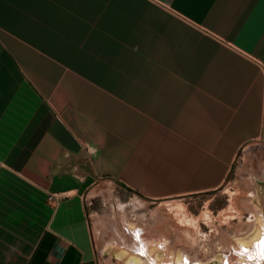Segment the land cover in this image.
Here are the masks:
<instances>
[{
  "label": "crops",
  "instance_id": "crops-1",
  "mask_svg": "<svg viewBox=\"0 0 264 264\" xmlns=\"http://www.w3.org/2000/svg\"><path fill=\"white\" fill-rule=\"evenodd\" d=\"M254 140L264 0H0V264H97L92 185L213 190Z\"/></svg>",
  "mask_w": 264,
  "mask_h": 264
},
{
  "label": "rangeland",
  "instance_id": "rangeland-1",
  "mask_svg": "<svg viewBox=\"0 0 264 264\" xmlns=\"http://www.w3.org/2000/svg\"><path fill=\"white\" fill-rule=\"evenodd\" d=\"M263 184L264 144L258 140L244 144L238 150L225 180L218 188L213 190L149 199L135 194L119 182L102 179L92 185L84 194L87 208V226L94 247L96 262L97 264H117V257L113 256L110 260L109 253L103 252V243L114 238L110 222L112 223L116 206H124L126 216L129 219H135L134 221L145 219L144 221L148 224L147 228L144 229L146 234H151L153 227L157 228L155 234L162 228L164 234L170 236L168 238L171 239L170 242L174 243L180 237V240H184V243L177 242V244L180 246L187 244L188 247L190 246L189 248L198 252L202 249L204 243L202 237L196 232L197 225L203 233L207 234H209L213 224L220 228H226L227 225L223 221L225 211L232 208L233 210L241 208V202L247 195V191L249 189L254 190L256 186H262ZM234 213L235 216L230 220L235 224L239 218L237 210ZM245 213L247 216L248 211L246 210ZM244 230L246 231V229ZM114 242L119 243L120 241L114 238ZM111 246L128 250L120 244L113 243ZM230 247H233V245L230 244ZM221 249L217 255H220L221 259H224L223 261L227 260V264H229V261L235 255L234 250L231 251L233 248L222 247ZM128 251L133 250L130 248ZM182 252L192 255L189 249H185V247ZM192 257L194 256L192 255ZM235 261L232 258V263H235ZM237 261H240V257L237 258Z\"/></svg>",
  "mask_w": 264,
  "mask_h": 264
},
{
  "label": "bare ground",
  "instance_id": "bare-ground-1",
  "mask_svg": "<svg viewBox=\"0 0 264 264\" xmlns=\"http://www.w3.org/2000/svg\"><path fill=\"white\" fill-rule=\"evenodd\" d=\"M247 192V195H245V198L241 202L242 207L238 209L235 208V210H237L239 218L237 223L234 224L230 220V218L235 216V210H233L232 208L225 211V213L223 214V221L227 225L226 228H220L213 224L211 225L212 228L209 234H207L203 233V231L197 225L196 232L202 237L204 243L202 249L198 252L195 249L189 248L190 246L188 247L187 244H185L184 246H180L179 244H177V242L184 241L180 240V237H178V239L174 243L172 241L170 242L171 239H168L170 238V236H168V234L165 235L166 233L164 234V230L162 228H160L161 230H159V232L155 234L157 228L153 227L154 225L152 226L153 230L151 231V234H146L144 232V229L147 228L148 224H146V222L144 221L145 219H142V221L141 219L138 221H134L135 219H129L126 216V208L124 206H116L114 217L112 218V223L110 222V226L114 238H117L120 242H114V238L110 240L108 239V241H105V243H103L104 246L102 245L103 252L109 253L110 260L113 256L117 257V264H143V260L140 257L132 255V251L129 252L128 250L131 248V250L134 251L139 247L140 242H143L146 245L149 242H160L163 246V251L166 255H168L167 259L168 261H170L169 264H179L184 259L188 261V263L192 262L193 264H224L225 261H223L220 255H217V253L222 250V247H225L227 249L233 248L231 251L234 250L233 252H235V255L232 258L234 259V261H236L235 263H232L231 258L229 264H236L237 258L240 257L237 253L241 250L240 244L238 242H243L245 245H249L253 240L258 239L261 236L262 224H264V219L261 217L262 212L264 211V197H262V194H264V184L262 186H256L254 190L249 189V191ZM246 210L248 211L247 216L245 213ZM244 229H246V231ZM189 231L191 230L189 229ZM137 232L140 235L139 242L135 239V233ZM193 234L195 233L193 232ZM113 243H115L116 245L120 244V246L123 245L124 247L128 248V250H123V248L119 249V247L114 248L111 246ZM170 243H172L173 245H171ZM180 244L182 245V243ZM230 244H232L233 247H230ZM184 247L185 249L188 248L194 257H192V255L190 256L187 253L184 254V252H182V250H184ZM212 258L215 259L212 261H208ZM162 259L165 260L166 256H163ZM240 260H242V257H240ZM262 264H264V260H262Z\"/></svg>",
  "mask_w": 264,
  "mask_h": 264
},
{
  "label": "water",
  "instance_id": "water-1",
  "mask_svg": "<svg viewBox=\"0 0 264 264\" xmlns=\"http://www.w3.org/2000/svg\"><path fill=\"white\" fill-rule=\"evenodd\" d=\"M261 217L264 219V211L262 212ZM260 238L261 236L258 239L253 240L249 245H245V246L248 247L250 250H254L255 244L259 242ZM145 250H146V255H140L138 251H132L131 254L140 257L143 260V264H169L170 261H168L167 259L168 255H166L165 252L163 251V246L160 242H149L147 245L145 244ZM163 256H166L165 260L162 259ZM242 260H244L245 264H256L255 261L249 262L246 260V258H242ZM185 261L186 260L184 259L179 264H193L192 262L188 263V261L186 262ZM259 264H262V260L259 262Z\"/></svg>",
  "mask_w": 264,
  "mask_h": 264
},
{
  "label": "snow or ice",
  "instance_id": "snow-or-ice-1",
  "mask_svg": "<svg viewBox=\"0 0 264 264\" xmlns=\"http://www.w3.org/2000/svg\"><path fill=\"white\" fill-rule=\"evenodd\" d=\"M136 241H140L139 233H135ZM240 244V251L237 253L238 256L246 258L247 261H255L256 264H259L261 260H264V224H262V233L261 238L258 243L255 244L254 250H250L245 246L243 242H238ZM140 253V255H146L145 244L143 242L139 243V247L135 249ZM227 264V260H225ZM236 264H245L244 260L237 261Z\"/></svg>",
  "mask_w": 264,
  "mask_h": 264
},
{
  "label": "built area",
  "instance_id": "built-area-1",
  "mask_svg": "<svg viewBox=\"0 0 264 264\" xmlns=\"http://www.w3.org/2000/svg\"><path fill=\"white\" fill-rule=\"evenodd\" d=\"M262 144H264V142H261ZM49 199H59L60 195L57 193H52L48 196Z\"/></svg>",
  "mask_w": 264,
  "mask_h": 264
}]
</instances>
